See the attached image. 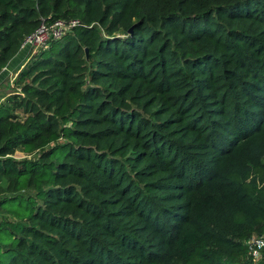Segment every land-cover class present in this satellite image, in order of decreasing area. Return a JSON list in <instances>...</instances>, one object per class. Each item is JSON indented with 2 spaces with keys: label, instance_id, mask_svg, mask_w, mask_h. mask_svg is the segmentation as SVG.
Listing matches in <instances>:
<instances>
[{
  "label": "trees",
  "instance_id": "trees-1",
  "mask_svg": "<svg viewBox=\"0 0 264 264\" xmlns=\"http://www.w3.org/2000/svg\"><path fill=\"white\" fill-rule=\"evenodd\" d=\"M55 20L0 102V264H254L264 0H0V71Z\"/></svg>",
  "mask_w": 264,
  "mask_h": 264
},
{
  "label": "built area",
  "instance_id": "built-area-1",
  "mask_svg": "<svg viewBox=\"0 0 264 264\" xmlns=\"http://www.w3.org/2000/svg\"><path fill=\"white\" fill-rule=\"evenodd\" d=\"M76 20H55L51 23L40 21L37 28L29 36L24 38L21 47L29 48V55H32L37 50H42L52 41L57 40L76 26ZM248 258L257 264L264 258V239L262 236L254 235L243 242Z\"/></svg>",
  "mask_w": 264,
  "mask_h": 264
},
{
  "label": "crops",
  "instance_id": "crops-1",
  "mask_svg": "<svg viewBox=\"0 0 264 264\" xmlns=\"http://www.w3.org/2000/svg\"><path fill=\"white\" fill-rule=\"evenodd\" d=\"M27 55H29V48L27 46H20L17 53L8 61L5 67L1 69L0 102L4 101L10 94L16 74ZM11 157L14 160H20L24 158V156L19 152H14Z\"/></svg>",
  "mask_w": 264,
  "mask_h": 264
},
{
  "label": "rangeland",
  "instance_id": "rangeland-1",
  "mask_svg": "<svg viewBox=\"0 0 264 264\" xmlns=\"http://www.w3.org/2000/svg\"><path fill=\"white\" fill-rule=\"evenodd\" d=\"M257 264H264V258H262Z\"/></svg>",
  "mask_w": 264,
  "mask_h": 264
}]
</instances>
